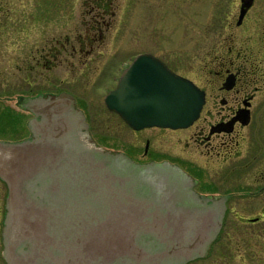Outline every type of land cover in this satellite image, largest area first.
Segmentation results:
<instances>
[{
  "label": "rangeland",
  "instance_id": "obj_1",
  "mask_svg": "<svg viewBox=\"0 0 264 264\" xmlns=\"http://www.w3.org/2000/svg\"><path fill=\"white\" fill-rule=\"evenodd\" d=\"M166 1L171 4V0ZM94 5V0H0V112L4 106L17 109V105L21 104L28 94L29 97L37 98L38 95H58L65 91L74 95L75 107L85 118L88 128L81 121L80 112L70 106L68 115L73 122V131L69 135L77 140L75 145L71 144V150L74 149L81 155L72 151L62 152V159L64 156L68 159L70 154L72 156V164L66 160L63 165L64 183L67 180L66 172H71L69 169H72V177L75 179L78 174L84 173L86 168L91 171L92 167L94 172L103 171L115 178L108 169V162L92 158V163H88V157L85 155L92 149L118 156L126 155L137 163L145 164L149 162L143 159V148L146 139L150 138L155 151L162 150L164 154H179L181 157L187 152L191 154L193 147L187 140L191 131L131 129L116 112L108 109L105 97L108 91L116 86L124 68L139 54L160 55L173 70L177 69L196 81L201 80L198 75L201 70L213 66L209 63L211 60L223 55V42H216L218 38L215 32L204 35L200 26L196 25L199 22H219V0H211L208 11L207 3H202L183 10V13L175 12L159 0H114L113 7L117 13L111 21L107 18L102 24L105 29L103 39H100L99 34L92 28L93 15L90 14V9ZM236 16L231 13L223 14L226 23ZM108 22L110 23L107 24ZM227 32L236 35V42L228 44L234 45L237 50H243L242 53H247L251 59L253 53L250 42H254L252 35H261L262 32L246 30L244 26L228 28ZM191 33L194 40L190 38ZM92 36L97 40L91 41ZM60 44L66 45V50L56 57L59 48L57 46ZM80 49H83L82 52ZM29 86L30 91H27ZM29 115H34V120L40 123V115L24 114L25 117ZM9 120L10 117L1 118L0 124L7 125ZM25 122L21 117L20 124H17L16 131L20 141L29 132ZM8 124L9 128L0 127V141L14 142L13 139L18 136L14 134L16 131L12 132V124ZM178 139L180 143H177ZM195 153H204L205 159L191 155L185 158V161H168L182 170L188 178L177 173L159 175L153 181L158 193L144 200L132 196L135 204L141 203L143 206L140 208L143 217L141 222L144 225L141 231L144 230L147 235L146 259L151 263H157L160 259L171 261L172 258H167V255H172L177 250V237L183 233L176 227H187L189 223L198 224L200 220H205L204 215L214 210L216 221L220 220L223 213L219 230L212 235L206 247L202 244L198 252L193 254L194 257L184 264H264V222L248 229H237L246 231L240 232L238 238L233 232L236 225H241L235 218L237 202H241L242 207L246 206L249 210L258 208L264 204V190L257 196L245 198L248 194L243 186V178L245 169L248 168H245L244 162L233 158L231 163L222 164L207 159L209 155L206 154V148L199 145H196ZM245 153L244 150L243 160H246ZM91 154L97 156L95 153ZM121 161L119 163L124 166L128 165L124 160ZM263 161L261 156L256 158L255 167L249 176L252 183L248 181L246 184L245 179V187L255 189L257 183H254V179L261 175ZM73 162L78 166V171L74 170L76 167ZM60 167L61 165L47 167L49 169L44 173L45 180L34 194L41 192L47 198L58 200L64 194V203L68 195L62 191L60 195L62 180L55 174ZM81 188L77 189L78 194L74 196L79 199L74 201L77 202L75 205L67 207L60 217L48 218L51 227L48 244L51 248L58 247L62 243L60 241L65 239L63 228L70 215H82L87 211L95 216L102 208L108 210L106 206H85L83 200L89 199L90 194L102 203L115 197L109 187L94 193L88 192L89 187L88 190ZM256 189L258 190L257 187ZM7 199L8 184L0 177V264H8L3 258L6 247L3 233ZM187 199L191 200L190 205L186 204ZM199 199H202V203ZM255 211L256 209L253 213L256 214ZM241 213L246 214L245 211ZM159 221L162 223H158ZM76 231L78 235L81 234L80 227ZM23 235L17 234L19 237ZM154 235H160L161 238L154 239ZM166 237L171 238L172 244L166 241ZM32 238L24 240L17 248L19 255H28L38 250V241ZM157 241L161 242L159 247ZM158 253L162 254L160 258H156ZM184 258L185 256H181L175 264H182Z\"/></svg>",
  "mask_w": 264,
  "mask_h": 264
},
{
  "label": "water",
  "instance_id": "obj_2",
  "mask_svg": "<svg viewBox=\"0 0 264 264\" xmlns=\"http://www.w3.org/2000/svg\"><path fill=\"white\" fill-rule=\"evenodd\" d=\"M246 11L247 8H243L240 12V21L246 15ZM74 101V95L65 91L58 95L25 98L24 107L32 114L40 115L42 117L40 123L32 119L30 124L33 133L30 138L14 142L0 141V177L8 184L3 233L6 246L3 258L6 263L175 264L181 256H185L182 261L184 264L193 258V254L198 252L201 245L205 244L206 247L212 235L217 233L223 213L220 220L216 221L213 216L215 212L211 210L204 215L205 220H200L198 224L189 223L187 227H176L183 233L177 237V250L172 255H167V258H172L171 261L160 259L157 263H151L146 259L147 235L144 230L141 231L144 225L141 222L143 217L140 208L143 206L141 203L135 204L132 196L144 200L158 193L153 181L159 175L177 173L187 177L170 162L152 161L141 164L126 155L120 157L92 149L94 152L90 150L85 155L88 157L86 158L88 163H92V158L108 162V169L115 178L103 171L94 172L92 167L91 171L86 168L85 174L80 173L75 179L72 177V169H69L71 172H66L67 180L64 183L63 165L66 160L72 164V156L69 153L68 159L67 156L62 159L63 157L60 158L62 152L72 151L81 155L74 149L71 150V144L75 145L77 140L69 135L73 131V122L68 111L70 106L75 107ZM105 103L108 109L116 112L131 129L142 130L151 127L179 129L190 126L199 117L205 103V91L192 79L172 71L160 58L151 53H143L137 55L128 68L124 69L117 85L107 93ZM76 110L80 112L77 108ZM80 114L82 115L81 112ZM81 121L88 128L83 115ZM121 160L128 165L119 163ZM73 164L76 167L74 170L78 171V166L74 162ZM50 165L53 167L61 165L55 174L62 180L60 195L61 191L68 195L64 203L62 201L64 194L59 200L47 198L41 192L34 194L40 184H43L44 173ZM81 187L86 190L89 187L88 192L92 193L104 191L109 187L115 197L102 203L89 193L90 198L83 200L85 206L94 205L99 208L106 206L108 210L102 208L95 216L87 211L82 215H70V218H66L67 222L63 228L65 239L60 241L62 243L58 247L51 248L48 244L50 241L48 218L60 217L66 212L67 207L75 205L77 202L74 201L79 199L74 196H77V189ZM189 201L191 200H185L187 205H190ZM200 201L202 203V199H199ZM206 222L210 223L207 236L198 239L197 231ZM78 227L81 229V236L76 231ZM18 233L24 235L19 237ZM32 237L38 241L36 244L38 250L28 255L22 253L19 255L17 248L24 240ZM160 238V235H154V239ZM166 241L172 244L170 237H166ZM160 244L161 242L157 241L158 247ZM161 255L158 253L156 258H160Z\"/></svg>",
  "mask_w": 264,
  "mask_h": 264
},
{
  "label": "flooded vegetation",
  "instance_id": "obj_3",
  "mask_svg": "<svg viewBox=\"0 0 264 264\" xmlns=\"http://www.w3.org/2000/svg\"><path fill=\"white\" fill-rule=\"evenodd\" d=\"M159 1L163 3L164 6L175 10V12L178 11L182 13L183 10H186L189 7L199 6L202 3H207V11L211 7V0H171V4L166 0ZM212 1L216 2V0ZM94 2L95 5L90 9V14L93 15V19H91L93 22L92 28L99 34V38L103 39L105 29L102 27V24L107 21L105 20L107 18L110 19L108 21H111V19L116 16L117 11L113 7L114 0H94ZM219 4V14L221 15L219 17V22L213 24H203L199 22L196 24L200 26L201 30H203L204 35L213 31L218 38L216 42H223V55L220 57L217 56L211 60L209 63L213 66L209 69L206 67L199 72L198 75L201 80L196 81L187 75L180 73L176 68V70H173L160 57V55L157 56L153 54L164 61L167 64V67L172 71L192 79L205 91V103L201 114L198 115L199 117L190 126L179 129L161 127V129H169L173 132L191 131L187 140L188 144H192L193 150L190 149L191 154L190 152H187L183 157L179 156V154H164L162 150L155 151L154 148H152L151 139L147 138L143 148V155L145 156L143 159L146 162L171 160L175 162L178 160L185 161V158H189L191 155H196L205 159L204 153H201L202 155L195 153L196 145L204 146L206 148V154L209 155V158L206 157L207 159H213L222 164L227 162L231 163L230 160L233 158L244 162L245 168H248L245 169L246 172L244 173L243 178V186L247 192L246 194H248L245 198L248 196L254 197L264 190V166L260 171L261 175L254 179V183H257L255 189L257 187L258 190H252L245 187L244 180L246 179V184L248 181V183H252L249 180V176L255 167L254 162L259 156L264 159V0H219ZM243 8H247V11L244 18L240 21L239 15ZM227 13L237 16L231 22L226 23L223 14ZM184 14L185 16L187 15L186 11ZM109 23L110 22L107 24ZM236 26L237 28L244 26L246 30L262 32L261 35H252L254 42H250L252 43L251 53H253L251 59H249L247 53H242L243 50H237V48L233 47L234 45L228 44L229 42H236V35L233 32L228 33L227 30L228 28L234 29ZM98 34L95 35L97 36ZM190 35V38L194 40L193 34L191 33ZM94 40L96 41L97 38L92 36L91 41ZM57 47L59 48L56 57L66 50V45L64 44H60V46L58 45ZM81 50L83 49H80L79 51ZM128 66L126 67L128 68ZM29 89L30 86L27 91H30ZM29 96L30 95L28 94L25 98H30ZM25 98L22 99L21 104L17 105V109L4 106L0 112V119L10 117V120L7 121V125L0 124V127L3 126L9 128L8 123L10 122L12 124V128L10 127L12 132H15L16 129H18L17 124H20L21 117L26 120L25 126L29 132L21 140L30 138L33 133L30 123L34 115L33 117L30 115L29 117L24 116L25 113L32 114V112L23 105ZM13 126H16L17 128ZM146 129L148 128L142 130ZM14 134L18 137L13 139V141H18L20 138L19 133L16 131ZM177 143H180L179 139L177 140ZM184 144L183 149L185 150L186 141H184ZM244 150L246 151V160H243ZM260 183L263 185H259ZM235 206L237 208V213L234 215L238 223L241 224L240 226L236 225L235 230L233 231L236 234V238L240 236V232H246L237 229H248L255 224L264 222V204L251 210L246 206L242 207L241 202H237ZM224 209L225 206L223 205V211ZM254 209L257 211H255L256 214L253 213ZM242 211H245L246 214H242Z\"/></svg>",
  "mask_w": 264,
  "mask_h": 264
},
{
  "label": "bare ground",
  "instance_id": "obj_4",
  "mask_svg": "<svg viewBox=\"0 0 264 264\" xmlns=\"http://www.w3.org/2000/svg\"><path fill=\"white\" fill-rule=\"evenodd\" d=\"M209 219V218H208ZM210 223L209 222H206L205 224H203L199 230L197 231V238L199 239H203L205 236H207V233L210 229Z\"/></svg>",
  "mask_w": 264,
  "mask_h": 264
}]
</instances>
